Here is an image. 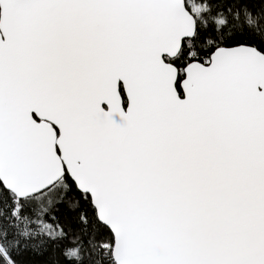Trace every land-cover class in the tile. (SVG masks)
Here are the masks:
<instances>
[{
  "label": "snow or ice",
  "instance_id": "6c2138e0",
  "mask_svg": "<svg viewBox=\"0 0 264 264\" xmlns=\"http://www.w3.org/2000/svg\"><path fill=\"white\" fill-rule=\"evenodd\" d=\"M0 264H264V0H0Z\"/></svg>",
  "mask_w": 264,
  "mask_h": 264
}]
</instances>
